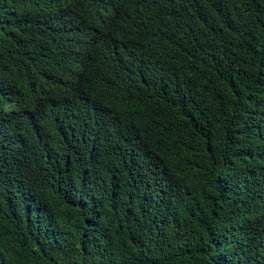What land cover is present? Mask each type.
Returning <instances> with one entry per match:
<instances>
[{
	"label": "trees",
	"instance_id": "trees-1",
	"mask_svg": "<svg viewBox=\"0 0 264 264\" xmlns=\"http://www.w3.org/2000/svg\"><path fill=\"white\" fill-rule=\"evenodd\" d=\"M0 264H264V0H0Z\"/></svg>",
	"mask_w": 264,
	"mask_h": 264
}]
</instances>
